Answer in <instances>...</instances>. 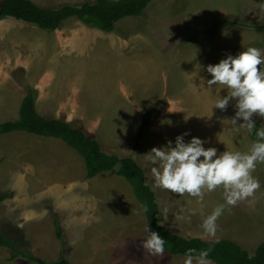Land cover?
Listing matches in <instances>:
<instances>
[{
  "label": "rangeland",
  "instance_id": "1",
  "mask_svg": "<svg viewBox=\"0 0 264 264\" xmlns=\"http://www.w3.org/2000/svg\"><path fill=\"white\" fill-rule=\"evenodd\" d=\"M33 1L58 7L86 0ZM226 21L238 24L209 32ZM263 22L261 0H156L142 17L124 18L111 32L74 17L54 31L4 18L0 20V123L18 119L25 84L37 87L39 95L46 74L54 87L60 86V94L72 96L80 89L76 98L90 111H98L101 121L98 113H93L94 119L86 110L71 113L73 123L96 135L106 152L136 159L161 211L168 209L161 223L169 232L205 240L228 238L254 255L264 241V164L253 172L260 181L253 196L226 207L216 221L215 236H207L202 218L223 202L222 189L206 193L199 203L187 193L179 196L154 189L146 154L184 132L190 134L186 141L197 136L208 141L205 147L218 151L248 149L253 141L249 132H234L227 121L234 114L232 103L224 111L213 109L215 97L226 90L207 87L211 76L205 67L243 47L264 49V30L251 26ZM199 32L204 33L196 37ZM56 61V71L47 67ZM68 71L71 79L79 81L74 90L64 85L66 80H57L56 73L66 78ZM148 108L155 113L141 147L134 151L138 123ZM52 112L47 109L41 115L51 118ZM253 119L264 124V117ZM5 191L10 195L0 202V231L39 259L183 264L184 255L167 251L154 255L142 247L147 218L131 185L115 170L87 178L83 158L61 139L24 131L0 134V193ZM0 264L39 263L22 254L13 257L10 249L0 246Z\"/></svg>",
  "mask_w": 264,
  "mask_h": 264
},
{
  "label": "clouds",
  "instance_id": "2",
  "mask_svg": "<svg viewBox=\"0 0 264 264\" xmlns=\"http://www.w3.org/2000/svg\"><path fill=\"white\" fill-rule=\"evenodd\" d=\"M264 4V0H261ZM201 67V66H200ZM205 71L211 78L207 87L223 86L224 95H217L213 109L224 111L230 103L234 114L227 118L234 132L255 130V140L246 151L205 147L207 140L191 136L187 141L184 132L165 145L153 147L147 154L152 164L150 169L152 187L168 190L183 196L185 193L202 202L205 194L222 189L223 202L203 216L201 228L207 236H215L216 221L226 207L248 200L260 187V181L253 175L258 164H264V124L256 125L254 116L264 117V49L248 46L236 54H227L215 64H208ZM147 212V205L142 206ZM167 208L162 209L165 217ZM192 214H195L192 210ZM142 247L150 254L159 255L165 251V239L149 226L144 228ZM210 248L185 250L183 264H213L209 259Z\"/></svg>",
  "mask_w": 264,
  "mask_h": 264
},
{
  "label": "trees",
  "instance_id": "3",
  "mask_svg": "<svg viewBox=\"0 0 264 264\" xmlns=\"http://www.w3.org/2000/svg\"><path fill=\"white\" fill-rule=\"evenodd\" d=\"M153 1L156 0H86L78 4L65 3L58 7H48L33 0H0V20L13 17L33 23L42 29L54 31L65 20L74 17L87 25L111 32L116 30L117 23L124 18L142 17L145 9ZM231 24H238V22L226 21L209 32H214ZM251 26L260 27L264 30V22ZM203 33L199 32L196 37ZM25 87L27 92L20 105L18 119L0 123V134L24 131L61 139L83 158L87 178H93L101 172L115 170L118 176L123 177L131 185L137 200L143 206L147 205L148 211L145 212L146 226L158 232L165 239V251L170 254L184 255L185 250L189 248L197 250L210 248L209 259L215 264H264V241L258 245L254 255H250L247 249L228 238L205 240L200 237L186 238L169 232L161 223V207L157 195L147 183L145 171L136 159L131 155L118 156L106 152L96 135L88 132L83 127L76 126L73 122L41 115L36 108L37 89L28 83L25 84ZM154 113V110L146 109L139 121L134 141V151L141 147ZM255 123L257 126L261 125L258 120H255ZM249 136L252 140H255V130L249 133ZM9 195L8 191L1 192L0 202L8 198ZM56 226L57 234L61 237V229L57 220ZM0 246L10 249L13 252V257L22 254L28 260L39 264H72L64 256L52 262L39 259L28 250L18 248L15 240L7 237L1 231Z\"/></svg>",
  "mask_w": 264,
  "mask_h": 264
},
{
  "label": "crops",
  "instance_id": "4",
  "mask_svg": "<svg viewBox=\"0 0 264 264\" xmlns=\"http://www.w3.org/2000/svg\"><path fill=\"white\" fill-rule=\"evenodd\" d=\"M60 49H61V47H60ZM52 62H55V61H52ZM56 62L57 63H53L52 65H51V63L48 62L47 67L51 66L52 67L51 70L56 71L57 69H55V68L58 66V63H59L58 61H56ZM47 73H49V72H47ZM56 74L58 76L57 80H61V81L66 80L67 83L64 85L71 87V90H74L76 86H80L78 80L70 78V76H71L70 71H68L66 73V78H64L62 75H59L58 73H56ZM48 76H49V74L45 75L46 79L43 77V79L46 80V82H45L46 86H45V88H43L42 90L39 91V95L36 99V108L40 114H43L47 109L48 110L51 109V110H53V112H52V114H49V116H52L55 118H61L63 116L67 121L73 122V120H72L73 118L70 117L71 113H74V112H81L82 113L83 111L86 112V110L88 112L90 111V107L87 104L86 105L81 104L80 100L78 98H76V93L79 92L80 89L72 96H68L67 94H65V92H61V94H60L59 92L62 89L60 88L59 85L57 87L56 86L54 87V85L52 84L53 79L51 78L48 81ZM61 81H58L57 84L61 83ZM54 88H57V89H54ZM24 96H23V98H24ZM23 98L20 99V105L22 103ZM42 106H44L43 109H42ZM90 113L93 115V118H94L93 113H98L95 116L97 118H99V120L101 121V116H100V113L98 111L97 112L96 111H94V112L90 111ZM169 113L170 112L165 113L163 115V118H164V116H166ZM81 117L83 119V116H81ZM78 118H80V117L78 116Z\"/></svg>",
  "mask_w": 264,
  "mask_h": 264
}]
</instances>
